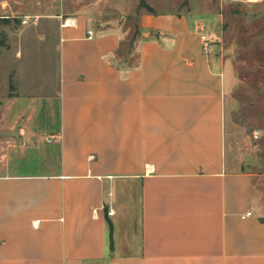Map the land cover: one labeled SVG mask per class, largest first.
Returning <instances> with one entry per match:
<instances>
[{
	"label": "crops",
	"instance_id": "0c3cea01",
	"mask_svg": "<svg viewBox=\"0 0 264 264\" xmlns=\"http://www.w3.org/2000/svg\"><path fill=\"white\" fill-rule=\"evenodd\" d=\"M31 21L0 44V264H264L260 135L205 25L151 6L128 27Z\"/></svg>",
	"mask_w": 264,
	"mask_h": 264
},
{
	"label": "rangeland",
	"instance_id": "374dc122",
	"mask_svg": "<svg viewBox=\"0 0 264 264\" xmlns=\"http://www.w3.org/2000/svg\"><path fill=\"white\" fill-rule=\"evenodd\" d=\"M150 6L185 12L205 25L213 62L227 68L229 108L260 135L259 154L249 169L264 177V0H0V44L38 14L86 12L103 28L128 27L137 24L140 12ZM25 27L26 35L15 33L12 39L27 55L36 28L32 21Z\"/></svg>",
	"mask_w": 264,
	"mask_h": 264
},
{
	"label": "built area",
	"instance_id": "2783aa9c",
	"mask_svg": "<svg viewBox=\"0 0 264 264\" xmlns=\"http://www.w3.org/2000/svg\"><path fill=\"white\" fill-rule=\"evenodd\" d=\"M89 35L92 36V30H89ZM204 40H205V47L208 48L209 45H210V43H209V40H208L206 34H204ZM255 134L257 135L258 133L255 132ZM109 212H110V213H113V209H111ZM248 214H252V211H249Z\"/></svg>",
	"mask_w": 264,
	"mask_h": 264
},
{
	"label": "trees",
	"instance_id": "16d2710c",
	"mask_svg": "<svg viewBox=\"0 0 264 264\" xmlns=\"http://www.w3.org/2000/svg\"><path fill=\"white\" fill-rule=\"evenodd\" d=\"M5 46H8V44H6V42L3 43Z\"/></svg>",
	"mask_w": 264,
	"mask_h": 264
}]
</instances>
